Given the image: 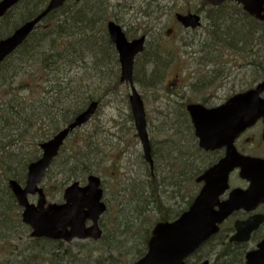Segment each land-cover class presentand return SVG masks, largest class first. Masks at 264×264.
Returning a JSON list of instances; mask_svg holds the SVG:
<instances>
[{
    "label": "trees",
    "instance_id": "1",
    "mask_svg": "<svg viewBox=\"0 0 264 264\" xmlns=\"http://www.w3.org/2000/svg\"><path fill=\"white\" fill-rule=\"evenodd\" d=\"M47 2L21 0L0 18V39L34 17ZM159 9L158 2L148 3L143 14L137 16L142 21L137 23L136 29L131 30V25L127 24L130 38L137 36L138 30L141 34L157 38L150 52L147 54L146 45L135 61L138 68L136 71L134 67V81L144 88L153 89L162 84L168 66L162 55L161 33L152 24L157 19V16H152ZM243 14L239 10L235 16H229L233 19L241 15L240 26L233 24L227 26V31L218 32V25L229 17L222 9L215 10L208 15L210 27L219 43L249 54L252 59L249 65L256 67L257 80L263 79L264 22ZM54 16L51 24L45 23ZM145 17L147 20L141 19ZM113 19L124 22L117 6H111L109 0H69L49 14L28 39L0 64V264H131L146 252L153 224L177 218L195 196L191 192L186 204L176 210L166 203L159 192L160 186L169 185L172 181L176 182V186H183L189 181L193 183L205 168L216 161L209 159V154L198 147L186 110L189 101L180 103L182 124L174 126L175 132L163 141V147L152 145L153 173L149 170L146 179L141 184H133L126 195L121 196L119 192V197H113L115 203L109 200L108 210L101 219L104 233L99 240L66 244L31 237L30 228L21 220L20 207L8 187V180L25 181L28 164L38 157L31 147L71 121L90 100L100 99L94 93L96 85L107 80V91L120 84L116 74H119L118 70L105 69L119 66L114 44L106 31L107 22ZM132 31L133 34H130ZM254 40L259 45L255 52ZM81 65L85 70L83 74H79ZM143 66L148 73L140 76L139 70ZM102 72L103 75L100 74ZM105 74L108 78L104 77ZM111 75L112 78H109ZM212 84L211 80L209 85ZM92 145L91 137L78 143L72 151L73 155L64 161L61 156L65 146L62 148L53 163V166L59 164L60 177L51 174L52 170L47 173V178L55 177L60 183V191L71 181L85 180L83 177L94 173L91 167L95 153ZM49 182L44 180V184ZM181 196L184 197L185 192ZM232 230V225L222 226L194 254V262L209 259L210 264H246L249 243L229 241Z\"/></svg>",
    "mask_w": 264,
    "mask_h": 264
},
{
    "label": "water",
    "instance_id": "2",
    "mask_svg": "<svg viewBox=\"0 0 264 264\" xmlns=\"http://www.w3.org/2000/svg\"><path fill=\"white\" fill-rule=\"evenodd\" d=\"M20 0H0V18ZM67 0H49L46 7L35 17L25 21L9 36L0 40V63L11 55L36 26L52 11L63 6ZM213 5L233 1L259 20L264 21V0H209ZM176 19L185 28L200 26V16L194 13H177ZM111 41L119 56L120 80L129 85V104L136 133L142 143L143 155L153 167L152 148L147 130L144 101L134 83V61L144 50L146 35L129 40L122 27L114 20L107 24ZM264 80L256 87L238 92L224 103L206 107L201 103H190V115L198 145L205 151L225 148L224 155L203 171L196 179L202 186L190 206L172 221H158L147 243L146 253L132 264H187L205 242L220 230V225L235 211L255 210L264 202V158L243 155L234 145L235 139L259 118L264 121ZM99 100H92L69 124L60 129L52 138L40 144L42 155L31 162L27 169L25 184L10 179L8 186L18 204L23 208L22 220L32 228V236L47 237L70 242L74 238L98 239L102 235L99 218L106 211L102 200L103 190L100 177L91 174L87 184L78 181L69 184L63 193L65 202L47 203L44 189L40 187L47 169L68 135L87 123L96 113ZM239 169V176L249 182L247 188L235 187L226 199H221L229 190V176ZM37 195L36 203L29 196ZM92 224L86 227V221ZM264 221L263 214H254L245 220H236L235 232L230 241L247 242L252 232ZM246 264H264V238L245 256ZM199 264H209L206 259Z\"/></svg>",
    "mask_w": 264,
    "mask_h": 264
},
{
    "label": "rangeland",
    "instance_id": "3",
    "mask_svg": "<svg viewBox=\"0 0 264 264\" xmlns=\"http://www.w3.org/2000/svg\"><path fill=\"white\" fill-rule=\"evenodd\" d=\"M156 2L159 3L161 9L152 16V18L157 16L152 24L156 31L158 30L161 33L162 55L166 58L168 66L162 84L157 87L151 89L144 88L139 84L136 85L144 100L150 141L154 147L161 148L163 147V141L169 134L175 132L174 126L182 124V117L179 115L182 110L180 109V103L199 101L203 96L207 98L206 103L208 105L211 107L217 106L231 95L253 87L261 79L257 80L256 67L249 65L252 61L249 54L241 50L235 51L228 48L226 44L219 43L215 38L208 19L211 12L208 6H205L204 0H109V4L117 6L124 17V22L120 24L126 32L129 30L127 24L131 25V30L136 29L137 23L142 21L137 16L143 14L148 3ZM227 4L226 8H223L226 13L232 16L234 13H238L239 10L236 6L230 3ZM201 8H203L202 26L193 34L188 33L175 21L174 14L176 12L184 13L187 10L196 11ZM137 13L139 14L137 15ZM239 16L237 15L236 19L229 17L222 20L221 24L218 25V32L227 31L225 30L227 26L233 24L240 26L241 24L238 23ZM54 18L55 16L45 23L51 24ZM141 19L147 20L146 17ZM242 25L247 26L244 23ZM169 28H172L171 35L167 34ZM129 33L133 34V31ZM137 34H141V31L138 30ZM254 37L256 38L257 34ZM254 42L253 52L259 48L256 40ZM156 43V36H148L147 54ZM111 68L117 69V72L120 71L119 66L106 67L105 69L113 71ZM143 68L139 70L140 76L148 73L147 68L144 66ZM84 71L83 65H81L79 74H83ZM100 74L103 75V72ZM116 74L119 77V74ZM104 77L108 78L107 74ZM109 78H112V75ZM211 80L213 84L209 85ZM106 82L107 80L105 83L96 85L94 91L95 95L101 97L99 110L87 124L67 139L61 159L64 161L67 157L72 156L74 153L72 151L78 143L91 137L93 141L91 148L95 151V153L93 152L94 158L91 159V167L94 169V173L103 179V187L106 191L105 199L108 202L110 200L115 203L113 197H119L120 193L121 196L126 195L133 184H141L140 182L146 179L150 169L143 159L142 144L137 136L134 121L131 117L128 99L129 86L119 82L117 88L105 91ZM109 84H111L110 80ZM195 88L196 92L193 91ZM260 133L261 125H258L245 134V137L251 138L252 141L239 142L237 147L245 153L263 156L264 143H258L261 140ZM81 148L85 147L81 146ZM31 150L38 156L41 155L39 144L32 146ZM219 155H222L221 151L209 154L208 158H214L215 160L219 158ZM50 170H52L51 174L54 176L58 175L59 164L57 166L55 164ZM83 178L86 179V177ZM47 180H50L49 184L45 183L43 185L48 193V200L50 202H61L63 191H60V183L57 182L55 177L51 179L46 177L45 181ZM80 181L85 183L86 180ZM175 184L176 182L172 181L169 185L160 186L159 192L166 203L177 210L180 206L186 204L187 197L191 192H193L192 195L198 192L201 184L195 180L193 183L191 181L186 182L183 186H176ZM230 184L231 188H246L237 172L233 175ZM184 192L185 196L182 197L181 195ZM32 201H35L34 197ZM225 225H228V223ZM101 227L103 228L102 224ZM248 247L249 249L255 247L253 240L249 242ZM189 259L188 264H194L196 257Z\"/></svg>",
    "mask_w": 264,
    "mask_h": 264
},
{
    "label": "flooded vegetation",
    "instance_id": "4",
    "mask_svg": "<svg viewBox=\"0 0 264 264\" xmlns=\"http://www.w3.org/2000/svg\"><path fill=\"white\" fill-rule=\"evenodd\" d=\"M227 3H230V4H233V2H224L223 4H221V5H218V6H213V5H211L209 2H205V6L207 5L208 6V9H210L212 12L213 11H215V10H220V9H222L223 10V8H226V6L228 5ZM236 8H237V10H240L242 13H244L243 15L245 16H248V17H250V19H255V18H253L250 14H248V12H246L245 10H243V7L241 6V5H237L236 4ZM203 8H201V9H197L196 11H194L193 13H196V14H199L200 16H201V21H202V18H203V16H202V14H203ZM224 11V10H223ZM188 12H192V11H190V10H187L186 12H176L175 14H177V13H183V14H185V13H188ZM237 12V11H236ZM228 16H229V14H228ZM246 18V17H245ZM233 19H236V17H234ZM247 19V18H246ZM201 26H202V24H201ZM200 28V26L198 27V28H186L185 30L188 32V33H190V34H193L194 32H196L198 29ZM171 31H172V28H169L168 30H167V32H170L171 33ZM168 35H171V34H168ZM193 91H195L196 92V88H195V90L193 89ZM261 97L262 98H264V93L263 94H261ZM196 102H201V103H203V104H205L206 106H210V105H208L206 102H207V98H205V97H203L202 96V99L200 98L199 99V101H196ZM225 102V101H224ZM258 125H261V133H260V137H261V140H259V144H263L264 143V121H263V119L261 118V119H259L258 120V122L254 125V126H252V127H250V128H248L245 132H243L240 136H238L237 138H236V140H235V146H236V148H237V150L239 151V152H241L242 154H245V155H251V156H259V155H253V154H248V153H245V152H243V151H241L238 147H237V144L239 143V142H249V141H252L251 140V138H247V137H245V134L248 132V131H250V130H252L253 128H255V127H257ZM262 141V142H261ZM258 146H260V145H258ZM217 151H221L222 152V155L220 156L219 155V158H221L223 155H224V153H225V148H221V149H217V150H214V151H206V153H208V154H213L214 152H217ZM259 157H264V155L263 156H259ZM219 158H216V160L217 159H219ZM237 172V174H238V177H239V169H235L232 173H231V175H230V178H229V182H231V179H232V177H233V175H235V173ZM244 183H245V187H247L248 185H249V182L247 181V180H244V179H242L241 177H239ZM230 185V189H229V191L231 190V189H233V188H231V184H229ZM229 191H227L226 192V194H224L223 196H221V199H226L227 198V196H228V193H229ZM254 214H263L264 215V202H262V203H260L259 205H258V207L255 209V210H253V211H246V210H244V209H241V210H238V211H236V212H234L223 224L225 225L226 223H228L229 225H232L233 226V230H232V232H231V235L235 232V227H234V223H235V221L236 220H238V219H240V220H245V219H247L248 217H250L251 215H254ZM237 216V217H236ZM239 216H242V217H239ZM230 223H232V224H230ZM262 238H264V221H263V223L257 228V229H255L253 232H252V234H251V238H250V241H252L253 240V242L255 243V245H257V243L258 242H260V240L262 239Z\"/></svg>",
    "mask_w": 264,
    "mask_h": 264
}]
</instances>
